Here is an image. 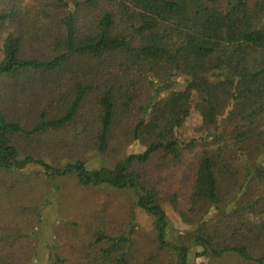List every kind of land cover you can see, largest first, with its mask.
<instances>
[{
    "label": "trees",
    "instance_id": "trees-1",
    "mask_svg": "<svg viewBox=\"0 0 264 264\" xmlns=\"http://www.w3.org/2000/svg\"><path fill=\"white\" fill-rule=\"evenodd\" d=\"M185 110L201 118L190 137ZM32 164L128 190L133 207L46 224L19 193ZM0 171V206L22 198L0 210V264L32 260L50 230L47 264H264V0H0Z\"/></svg>",
    "mask_w": 264,
    "mask_h": 264
},
{
    "label": "rangeland",
    "instance_id": "rangeland-1",
    "mask_svg": "<svg viewBox=\"0 0 264 264\" xmlns=\"http://www.w3.org/2000/svg\"><path fill=\"white\" fill-rule=\"evenodd\" d=\"M200 119L201 118L197 111H191L188 113V111L185 110L182 112L178 122L179 128H177L179 136H192L194 134V128L199 123ZM86 150L87 149H83L77 157H81L89 167L96 168L105 164L106 161L100 157L98 152L94 150ZM131 150L132 148H129V151ZM51 158L56 162L68 160V158L63 156L62 153L54 154ZM110 160L116 161L115 159ZM22 174L23 175H21V177L23 178V183H21L19 193L23 198L22 193L29 190L31 196L35 197L29 208L38 204L39 209L43 212V218L44 215H47L48 213V218H45L46 221H44V223L47 224L48 222V224H51L52 226L54 223H58L61 227L66 226V224L68 227V224L70 223L75 226L76 224L74 223H84V220L88 218H92V220H96V218L103 220L105 217V219L115 222L118 218H123V216H125L126 219L127 214L133 207L135 200L134 195L128 190L113 189L104 185L83 186L74 176L51 178L47 173H45L44 169L38 165L32 164L27 166L26 170H24ZM6 176L7 175H5L3 171H0V177H3L2 179L6 180ZM22 198L17 197V201L15 198L10 202L4 200L5 205L2 203L4 206L2 207L1 204L0 210L2 208L4 209V207L17 204ZM164 207L167 211L169 221L172 223L174 229L180 231L191 228L180 218L170 204L166 203ZM135 211L137 221L135 224V240L139 248L142 250H144V247L146 249V246L150 249L147 242L150 241V235L152 233V229L150 227L152 217L141 208H136ZM33 229L32 231L34 232L40 231L41 233L42 231L43 233L44 226L41 227L36 225ZM75 229L76 227L72 228L73 231ZM63 234L64 230L61 231L60 235ZM44 236L49 242H54L55 235L51 230ZM44 236L42 240H40L42 243L39 241V245L37 243V255L35 256V253H33V259L28 261L26 264H47L46 258L44 259L45 261H43L39 256V254L42 253V247H44ZM72 253H74V255ZM76 253L77 252L72 251L69 255L71 258H74L78 255V253Z\"/></svg>",
    "mask_w": 264,
    "mask_h": 264
}]
</instances>
